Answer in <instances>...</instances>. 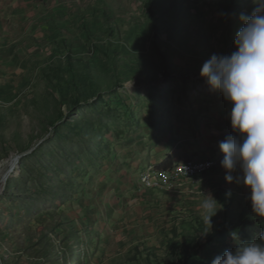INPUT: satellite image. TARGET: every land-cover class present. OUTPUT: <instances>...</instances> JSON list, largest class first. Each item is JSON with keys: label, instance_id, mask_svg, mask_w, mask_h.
I'll return each instance as SVG.
<instances>
[{"label": "rangeland", "instance_id": "obj_1", "mask_svg": "<svg viewBox=\"0 0 264 264\" xmlns=\"http://www.w3.org/2000/svg\"><path fill=\"white\" fill-rule=\"evenodd\" d=\"M62 1L35 12L20 63L0 67V264H211L230 231L258 239L264 225L225 229L247 196L234 182L225 209L210 172L175 192L138 180L167 159L222 168L229 105L199 72L264 0L229 26L227 0H153L154 17L147 0Z\"/></svg>", "mask_w": 264, "mask_h": 264}, {"label": "clouds", "instance_id": "obj_2", "mask_svg": "<svg viewBox=\"0 0 264 264\" xmlns=\"http://www.w3.org/2000/svg\"><path fill=\"white\" fill-rule=\"evenodd\" d=\"M239 22L235 50L211 55L199 75L208 91L218 93L229 105L231 134L218 144L225 180L247 190L253 214L264 220V11L256 7L250 15L241 13ZM226 195L231 196V191ZM229 235L234 247L215 256L211 264H264V230L258 239L246 241L240 239L238 229Z\"/></svg>", "mask_w": 264, "mask_h": 264}, {"label": "crops", "instance_id": "obj_3", "mask_svg": "<svg viewBox=\"0 0 264 264\" xmlns=\"http://www.w3.org/2000/svg\"><path fill=\"white\" fill-rule=\"evenodd\" d=\"M76 1L78 2V0ZM62 2V0H0V67L15 66L17 64L16 61H19L20 63V51L23 49L22 39L26 35H31V32H33L34 30L37 31V29H35L36 24L34 23L36 18V15H34L35 12H38L40 9L49 7L45 10L51 13L58 8L59 4L62 5ZM24 45L25 49H29L30 44L28 42H26ZM186 159L191 158H183L182 160H179L172 164V166H176L178 162ZM172 166L168 168H171ZM148 167H154L158 170H162L159 169L158 166ZM142 170H140V172ZM103 185L104 187H107L109 189H114L112 188L113 185L111 186V184L107 183ZM103 185H98V187L94 190L95 195L100 196ZM192 187L193 189H195V186ZM142 190H144V192L157 191L145 188H143ZM161 201L163 200H159L158 202ZM95 216L96 215H94V218L90 216V218H88L89 221L86 224L88 225L90 221H93L92 227L94 231L100 228V223L96 222L97 220ZM96 224L98 226H96Z\"/></svg>", "mask_w": 264, "mask_h": 264}, {"label": "trees", "instance_id": "obj_4", "mask_svg": "<svg viewBox=\"0 0 264 264\" xmlns=\"http://www.w3.org/2000/svg\"><path fill=\"white\" fill-rule=\"evenodd\" d=\"M244 0H227L226 3L223 4L222 12L225 16V23L227 26L231 25L233 21H236L234 16L236 15L237 12H240L242 10V6L244 5L243 3ZM153 0H147V3L145 4V9L147 12L151 14V17L155 16V8L153 6ZM247 3V2H246ZM170 163V160L167 159L164 162H162L160 165H158L159 169L162 170H170L171 168H166L167 165ZM215 176L219 181H221L220 185H218L215 189L216 196L219 200V202L223 205L225 209H228V205H230V202L234 199H236L235 194L231 192V196L226 195L227 188L225 187V170L223 168H218V166H215L211 171H210V176ZM245 199V203L242 205L241 200L239 201V205L242 206V210L239 211L237 214L236 220L232 221L225 229H230V228H240L244 229L246 227H253V226H262L264 225V220L261 218L256 217L253 212H252V207L251 203L248 199Z\"/></svg>", "mask_w": 264, "mask_h": 264}, {"label": "bare ground", "instance_id": "obj_5", "mask_svg": "<svg viewBox=\"0 0 264 264\" xmlns=\"http://www.w3.org/2000/svg\"><path fill=\"white\" fill-rule=\"evenodd\" d=\"M16 160V159H15ZM13 160L10 164L9 173H12L15 168H17L16 161ZM204 161H207V169H201L198 172H179L175 173V179H168L166 177H158L156 182H148L147 188H158L164 191L175 192L177 189V183L181 180L193 181L198 180L200 177L209 173L215 166L217 161L209 157H203L201 159H186L179 162L173 169L169 171H176L177 168H191V169H200L204 167ZM158 173H165L166 171H157ZM155 170L148 171L144 173L141 177V180H146L148 177H151V174H155ZM3 185V184H2ZM179 189V188H178Z\"/></svg>", "mask_w": 264, "mask_h": 264}, {"label": "built area", "instance_id": "obj_6", "mask_svg": "<svg viewBox=\"0 0 264 264\" xmlns=\"http://www.w3.org/2000/svg\"><path fill=\"white\" fill-rule=\"evenodd\" d=\"M207 161H204V167L200 169H191V168H177L176 171H169V169L165 173H155L151 174V177H148L146 180H138L139 182V188L140 190L143 189V187H148V182H156L158 177H166L168 179H175V173L179 172H198L201 169H207Z\"/></svg>", "mask_w": 264, "mask_h": 264}]
</instances>
